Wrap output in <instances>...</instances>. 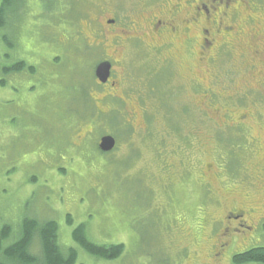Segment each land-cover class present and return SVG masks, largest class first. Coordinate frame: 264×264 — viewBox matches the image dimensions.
Returning a JSON list of instances; mask_svg holds the SVG:
<instances>
[{
  "label": "rangeland",
  "instance_id": "obj_1",
  "mask_svg": "<svg viewBox=\"0 0 264 264\" xmlns=\"http://www.w3.org/2000/svg\"><path fill=\"white\" fill-rule=\"evenodd\" d=\"M51 1L19 0L0 31V65L12 68L23 61L33 69L0 73V227L11 226L15 238L25 217L54 220L58 245L77 251L75 264H215L212 219L222 217L233 198L240 202L243 193L228 181L243 180V169L264 165V123L255 118L259 113L264 118V57L253 54L264 43V0H249L250 10L236 2V15L233 5L226 11L224 23L243 33L221 59L216 51H202L199 26L184 33L186 41L164 50L150 47L146 32L135 40L131 30L114 34L105 24L112 16L100 9H116L126 26L142 22L149 14L145 0H78L87 14L78 25L80 40L70 30V13L64 18L67 0L46 11ZM93 18L104 30L103 41L89 24ZM116 34L124 40L121 45L112 44ZM98 42L104 46L94 47ZM102 62L112 64L111 81L99 86L94 70ZM155 73L169 77L161 81L164 92L172 94L164 107L149 95L159 91ZM247 89L251 92L241 98L246 107L236 115H255L248 117L249 132L243 135L263 150L250 159L247 139L217 120L227 109L224 104L237 105ZM85 94L106 113L102 119L89 120L86 111L80 112ZM108 134L117 149L104 155L96 145ZM217 163H230L231 188ZM200 176L224 201L219 208H210ZM248 180L264 184L259 171ZM250 193L264 211V190ZM200 209L206 211L200 214ZM78 225L97 245H123V254L114 260L88 254L72 239ZM258 246L264 247V228L247 246L228 249L220 264H235L234 255Z\"/></svg>",
  "mask_w": 264,
  "mask_h": 264
},
{
  "label": "flooded vegetation",
  "instance_id": "obj_2",
  "mask_svg": "<svg viewBox=\"0 0 264 264\" xmlns=\"http://www.w3.org/2000/svg\"><path fill=\"white\" fill-rule=\"evenodd\" d=\"M248 1L249 0H145V3H147L148 5L147 11H149V14L142 20V22L140 21L139 23L138 20L134 22L133 26L128 21L127 24L129 26L124 25V23H119L118 15H122V13H118L116 9H113V11L100 9V11L103 12L101 14H110V16H112V18L107 20L105 24L108 27L112 28L111 31L114 34L118 32L117 29L121 30V28L123 29L125 27L126 30H123L126 31V33L131 30V32L134 33L132 39L136 40V38L140 39L139 33L146 32L147 34H150L152 41V43H150V47L152 48H164V50H166V48H171L172 46L176 45L177 41L178 43H180L184 39H186L184 33L190 30L191 27L197 28V26H199V39L201 42L202 51H206V53H209L207 51L213 53L214 51H216V53H223L221 51H225L232 40L234 41L236 39H239V36L243 33L241 29H236L234 26L226 25L224 23L223 18L226 15V11L230 8L231 5H233L232 11L233 14L236 15V2H240V4L244 5V9L248 8L250 10L251 7L249 6ZM182 10H189V16L186 18L184 16H181L180 13L182 12ZM253 21L254 20L251 21L252 24ZM90 23L92 24L91 27L95 28L96 36L98 37V33H100V38L103 41V36L105 37V35L103 34L104 30L100 28L97 19H90L89 24ZM254 32L255 31H253L252 38H250L252 39L253 45ZM80 36L83 37V33L80 32ZM119 38L121 37L116 34L112 39V44L116 46L118 44L121 45L124 40L121 38V41H118ZM124 38L125 40H127L130 38V36H125ZM102 46H104V42H98L97 44H94V47L101 48ZM89 47L92 48L93 45L91 44L89 45ZM260 47H262L260 49V52L256 47L253 50V54L255 55V57H260V55L264 57V43H262ZM226 51L229 52L228 50ZM263 57H260V59H263ZM111 69L109 79L104 85L109 84L111 81ZM156 74L157 73H155L153 76L154 78H157L155 83H160V87L158 88V90L160 88L164 90L161 82L158 81V78L161 75L157 77L155 76ZM168 80L169 77L164 75L161 81L167 82ZM149 81L151 83V79H149ZM99 85L101 86L102 84ZM241 91H244L245 93H242L237 97V105L235 103H233L232 105L231 103L224 104L226 105L227 109H224L223 113L221 115H218L220 119H216L221 120L228 129L233 127V131L239 137L247 139L250 146L245 151V157L250 159L251 154H253V156H256L263 150L261 149V147H256V141L250 140L243 135L244 132H249V124L246 123L248 117H254L255 115L251 114V112L248 111H246V115H236V112L238 110H240L242 107H246L244 105V102L243 104L241 103L242 96H244L245 98L247 92H251V90L248 89ZM230 99H232V96H230ZM232 102L234 101L232 100ZM248 114L250 116H248ZM255 118L257 119V121H261L263 119L262 122L264 123V118L260 113ZM230 163L235 164L236 161L234 159H231ZM215 166L218 169V174L223 178L224 181H226V185L228 182L237 183L239 186H241L239 187L240 190L243 191L240 197V202H236L237 199L233 198L230 202V207L225 209L223 216L220 218L215 217L212 219L213 222L210 229L211 234L213 235L211 239V252L213 254L214 263L220 264L223 257H225L224 255L228 252V249L234 246H237L238 249L247 246V244H250V242L252 241L254 234H256L259 229L264 228V211H260L258 204H256V202H253L254 200L250 197L251 191L264 190V184L256 185L248 180V178L250 179V176H252L253 174H257L258 171L261 173V178L264 179V165H260L257 169H255L254 166H251V170L245 168L242 171L241 165L238 164L239 169L237 170L242 171V174L245 177V179L243 180H239V177L232 180L233 177L226 173L228 170H230V167L226 166V164H222L220 166L217 163ZM224 177H226V179ZM229 178L232 181H228ZM197 180L199 187L204 188L205 192L208 195V198L212 203L210 208H212V206L215 208H219L224 201L216 195L215 190H213L214 192H212V190H209L207 188L209 185L203 183L202 176H200ZM224 181H222V183ZM226 188L229 189L231 187H228L227 185ZM228 194L231 196L234 195L231 192ZM203 211L202 209H200V214H203ZM255 248L260 247L258 246ZM255 248H250L249 250Z\"/></svg>",
  "mask_w": 264,
  "mask_h": 264
},
{
  "label": "trees",
  "instance_id": "obj_3",
  "mask_svg": "<svg viewBox=\"0 0 264 264\" xmlns=\"http://www.w3.org/2000/svg\"><path fill=\"white\" fill-rule=\"evenodd\" d=\"M51 2L52 3L49 4V6H44V9L46 11H49V9H53L55 6H57V4H60L57 2V0H52ZM14 3L16 4V8L18 9L19 0H1V32L6 28V16L9 10H11V7L15 5ZM63 4L69 7L66 8L64 18H66L67 14L70 13V21H72L70 23L71 25H73V28L70 30L74 32V35L76 36L75 39L80 40V30L78 25L82 19L87 18V14L81 11L83 6L82 4L78 5V0H67ZM64 23L66 22L64 21ZM2 38V40L6 42V35H2ZM73 42H75V40H73ZM221 52L228 53L226 50ZM223 53L217 52L215 58L221 59V54ZM24 70H27L28 72L33 71L32 67H26L23 61H19L12 68L2 67V65H0V73L4 75L20 73ZM163 73L160 74L161 76H159L158 78V81L160 82L163 79ZM1 84L4 85L3 82H1ZM159 91L163 92L160 93L157 91L154 95H149L153 96L157 101L162 103L164 107L169 95L172 96V94L164 92L163 89H159ZM83 101L84 106L80 112L83 113L84 111H86L88 113L87 116H90L89 120L93 119L92 117L95 115V118L97 119H102L104 115H106V113L102 114L92 106L93 102L91 103L86 94L83 98ZM165 109H167V111H171L172 107L168 106L165 107ZM77 112L79 111L77 110ZM116 149L117 146L110 153H102L98 149L97 150L101 154L108 155L116 151ZM71 222L72 219L70 217H67V223L71 224ZM18 228V235L14 238L15 234H13L11 226L2 225L0 227V264H75L77 260V251L74 248L62 250L58 245V225L54 220H43L41 222L33 217H25L21 219ZM71 235L73 241L80 248L94 257L106 260H114L119 258L123 254V245H97L91 242L87 238L84 225H78L76 228H74ZM232 261L235 264H244L250 262L264 264V247L255 248L240 254H236L232 257Z\"/></svg>",
  "mask_w": 264,
  "mask_h": 264
},
{
  "label": "water",
  "instance_id": "obj_4",
  "mask_svg": "<svg viewBox=\"0 0 264 264\" xmlns=\"http://www.w3.org/2000/svg\"><path fill=\"white\" fill-rule=\"evenodd\" d=\"M110 64L102 62L95 67L94 75L100 83H105L109 77ZM115 147V140L111 136H103L99 140L98 148L102 152H110Z\"/></svg>",
  "mask_w": 264,
  "mask_h": 264
}]
</instances>
